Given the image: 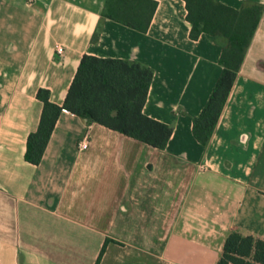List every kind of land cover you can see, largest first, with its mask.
<instances>
[{"label":"crops","instance_id":"obj_1","mask_svg":"<svg viewBox=\"0 0 264 264\" xmlns=\"http://www.w3.org/2000/svg\"><path fill=\"white\" fill-rule=\"evenodd\" d=\"M155 1L143 33L103 18L108 0H0V264H217L233 231L264 241V12L205 147L193 122L225 41L192 40L185 1ZM84 55L154 70L144 113L173 127L166 149L64 110L41 163L25 160L38 91L63 106Z\"/></svg>","mask_w":264,"mask_h":264},{"label":"trees","instance_id":"obj_2","mask_svg":"<svg viewBox=\"0 0 264 264\" xmlns=\"http://www.w3.org/2000/svg\"><path fill=\"white\" fill-rule=\"evenodd\" d=\"M184 1L192 40L209 34L225 41L221 43L220 58L223 72L193 122L195 139L207 147L258 29L264 6L248 4L238 10L218 0ZM157 7L155 0H108L103 18L146 33ZM153 78L154 70L139 62L84 55L63 106L51 101L49 90L38 91L43 111L38 129L28 137L25 160L33 165L41 163L64 110L154 148L166 149L173 127L144 113ZM217 264H264V241L233 231Z\"/></svg>","mask_w":264,"mask_h":264},{"label":"built area","instance_id":"obj_3","mask_svg":"<svg viewBox=\"0 0 264 264\" xmlns=\"http://www.w3.org/2000/svg\"><path fill=\"white\" fill-rule=\"evenodd\" d=\"M56 53L58 56H62L65 53V50L62 46H57ZM90 145V136L89 132H86L85 135L80 140L78 146L80 150H87Z\"/></svg>","mask_w":264,"mask_h":264}]
</instances>
